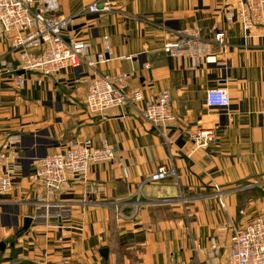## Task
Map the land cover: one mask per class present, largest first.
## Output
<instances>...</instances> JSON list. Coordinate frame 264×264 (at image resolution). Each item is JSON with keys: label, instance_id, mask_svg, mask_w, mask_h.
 Here are the masks:
<instances>
[{"label": "crops", "instance_id": "0c3cea01", "mask_svg": "<svg viewBox=\"0 0 264 264\" xmlns=\"http://www.w3.org/2000/svg\"><path fill=\"white\" fill-rule=\"evenodd\" d=\"M101 1L112 10L80 17L64 33L88 43L90 53L103 51L102 39L109 38L110 60L94 70L27 73L16 88L2 65L15 67L16 56L0 28V135L20 134L22 155L18 188L0 196V242H6L0 264H226L231 227L264 213V39L254 29L245 38L238 22L226 28L235 0H58L50 15L68 17ZM186 29H197L204 41L226 31L225 48L214 47L216 63L177 67L163 52L174 32ZM122 73L140 88L142 101L105 118L90 116L87 79ZM220 86L230 106L208 107L206 92ZM162 91L170 94L177 121L161 135L139 112ZM199 129L214 140L195 150L189 134ZM85 140L95 148L106 142L115 158L91 165L93 190L76 184L55 199L64 217L49 227L31 202L29 175L38 159ZM162 166L173 173L150 181ZM113 202L125 203L124 218ZM25 217L32 222L20 231ZM213 239L219 255L209 258L201 251ZM104 248L106 259L99 253Z\"/></svg>", "mask_w": 264, "mask_h": 264}, {"label": "built area", "instance_id": "2783aa9c", "mask_svg": "<svg viewBox=\"0 0 264 264\" xmlns=\"http://www.w3.org/2000/svg\"><path fill=\"white\" fill-rule=\"evenodd\" d=\"M57 9L58 0H0L1 33L10 52L16 56L15 67L7 62H2V65L10 67L16 88H23L27 73L47 77L65 69L86 67L94 70L97 65L110 60L107 36L102 39L104 50L95 53H90L89 44L85 41L64 37L65 31L78 18L112 10L110 2H94L68 17L50 15ZM237 22L245 38L254 29L264 39V0H235L233 10L227 11L225 15L226 28L230 29ZM173 38L175 39L164 44L163 52L177 67L198 68L216 63L214 47L225 48L227 44L224 29L216 30L212 41L202 40L197 29L175 31ZM124 58L132 59L130 56ZM144 68L149 67L145 65ZM128 77L129 74L125 73L95 74L87 79L84 100L87 113L93 117L105 118L113 110L141 102L143 95L140 88L130 87ZM205 101L208 107L216 109H227L231 103L228 91L222 86L208 90ZM139 117L161 135L163 130L176 123L177 117L171 111L168 91L146 99ZM189 139L195 150L208 146L214 140L211 131L206 129L190 133ZM20 142L21 136L18 133L0 135V195L9 194L17 188L13 179L22 171ZM114 158L115 151L106 142L97 148L88 140L68 145L59 152L37 160L29 175L30 187L35 192L38 203L45 204V210L55 208L42 192L55 193L68 189L74 183L86 185L90 180L91 165L109 163ZM123 172L127 176L126 167ZM168 173L173 172L162 166L150 181H159ZM214 189L218 191V187ZM121 204L125 203L113 202L112 207L117 217L122 219ZM61 210L55 215L56 222L64 217V211ZM229 242L230 255L226 264H264V213L251 219L245 227H231ZM201 253L209 258L217 257L219 250L215 240L211 241L207 253Z\"/></svg>", "mask_w": 264, "mask_h": 264}, {"label": "rangeland", "instance_id": "374dc122", "mask_svg": "<svg viewBox=\"0 0 264 264\" xmlns=\"http://www.w3.org/2000/svg\"><path fill=\"white\" fill-rule=\"evenodd\" d=\"M87 112V111H86ZM77 143V142H76ZM54 154V153H53ZM52 155V154H51ZM16 177V176H15ZM69 181H70V184H71V180L69 179ZM13 182H14V179H13ZM30 182V181H29ZM14 184H15V182H14ZM79 184V183H74L73 184V186H77V185ZM16 185V184H15ZM81 185H83V184H81ZM73 186H69V188L68 189H63V190H61V191H58V192H55V193H50V194H48V192H42V194L44 195L45 194V198H47L51 203H52V205L55 207V209L54 208H51V209H54V212L51 210V209H48V210H45L43 207H44V205L45 204H41V203H38V201L36 200V197L34 196V199L33 200H31V202L33 203V205H35V212H36V214H37V216H39V217H43V218H45V223H49L48 224V226L49 227H57L58 225H60L58 222H56V219H55V215H56V213H58L59 212V203L57 202V201H55V199L56 198H60L61 196H63L64 194H67V193H69V192H71V190L73 189ZM85 186H87V187H90V189L91 190H93L92 188H91V185L88 183V184H86ZM17 188H18V186H17ZM16 188V189H17ZM31 188V187H30ZM15 189V190H16ZM14 190V191H15ZM10 194V193H9ZM1 196V195H0ZM47 196V197H46ZM30 202V203H31ZM51 206V205H50ZM31 222H32V220H31ZM245 227V226H244ZM242 228V227H241ZM5 244H6V242H5Z\"/></svg>", "mask_w": 264, "mask_h": 264}, {"label": "water", "instance_id": "95a60500", "mask_svg": "<svg viewBox=\"0 0 264 264\" xmlns=\"http://www.w3.org/2000/svg\"><path fill=\"white\" fill-rule=\"evenodd\" d=\"M22 73V72H20ZM31 218L30 217H25L24 220H23V227L21 228L20 231H26L27 228L30 226V223H31ZM6 248V244L4 242H0V252H3ZM100 255L106 259L107 256H108V249L104 248V249H101L99 251Z\"/></svg>", "mask_w": 264, "mask_h": 264}, {"label": "trees", "instance_id": "16d2710c", "mask_svg": "<svg viewBox=\"0 0 264 264\" xmlns=\"http://www.w3.org/2000/svg\"><path fill=\"white\" fill-rule=\"evenodd\" d=\"M0 254H1V252H0Z\"/></svg>", "mask_w": 264, "mask_h": 264}]
</instances>
